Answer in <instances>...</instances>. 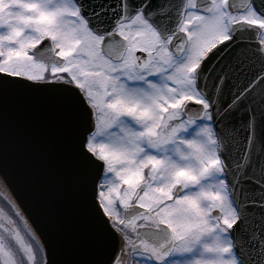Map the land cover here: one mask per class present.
Returning <instances> with one entry per match:
<instances>
[{
	"label": "snow or ice",
	"instance_id": "1",
	"mask_svg": "<svg viewBox=\"0 0 264 264\" xmlns=\"http://www.w3.org/2000/svg\"><path fill=\"white\" fill-rule=\"evenodd\" d=\"M11 97L75 227L40 232L10 177L42 159L0 145V264H264V0H0Z\"/></svg>",
	"mask_w": 264,
	"mask_h": 264
},
{
	"label": "water",
	"instance_id": "2",
	"mask_svg": "<svg viewBox=\"0 0 264 264\" xmlns=\"http://www.w3.org/2000/svg\"><path fill=\"white\" fill-rule=\"evenodd\" d=\"M30 113V104L11 97L7 101L5 116L0 120V145L7 150L10 160L32 156L42 159L40 166L31 170L20 165L18 175L12 174L10 179L35 226L47 239L51 240L58 232L70 238L75 225L57 199L46 163L53 135L42 119L34 118ZM241 120L242 117L237 115L234 123L239 126Z\"/></svg>",
	"mask_w": 264,
	"mask_h": 264
}]
</instances>
